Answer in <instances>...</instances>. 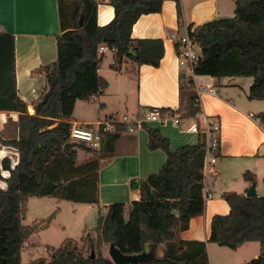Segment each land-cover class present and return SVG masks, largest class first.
<instances>
[{
  "label": "trees",
  "instance_id": "trees-1",
  "mask_svg": "<svg viewBox=\"0 0 264 264\" xmlns=\"http://www.w3.org/2000/svg\"><path fill=\"white\" fill-rule=\"evenodd\" d=\"M165 1L109 0L115 16L102 26L98 23L96 0H58L62 28L57 36L58 58L42 68L47 86L34 105V114L29 112L28 104L18 92L16 38L0 32V110L20 113L18 137L0 138L19 151L15 167L10 157L2 161L3 169L10 171L5 178L7 187H0L5 264H22L25 241L39 228L48 227L56 217L54 213L39 224L25 225L32 197L52 196L100 206L99 161H78V149H95L73 141L70 135L75 106L78 100L96 101L108 87V81L99 74L105 54L100 52L103 44L114 52L113 67L118 70L127 59L139 65H161L165 56L164 40L135 39L133 28L143 15L161 12ZM173 1L182 18L181 0ZM235 4L232 17L189 25V36L204 54L194 73L210 75L216 80L252 77L248 97L263 100L264 0H236ZM189 83L188 87L181 88L188 95L183 116L194 117L201 112V102L191 86L192 78ZM159 110L161 114L174 115L181 108ZM254 117L264 126V111ZM120 137L119 129L115 133H102L99 153L112 154ZM67 142L72 143L69 150L65 149ZM204 153L205 144L201 141L180 146L170 153L161 173L138 183L139 200L130 204L111 203L105 215L100 211L95 230H85L80 241L69 238L53 250L47 246L48 256L28 264H115L104 254V243L109 246L115 243L125 254L150 252L152 258L139 264H210L207 241L187 240L181 235L189 228L191 219L206 210L198 169ZM0 178H3L1 171ZM244 178L251 184L256 181L250 171L244 173ZM225 199L230 212L214 215L209 241L232 249L247 242H258L259 256L246 264H264V195L249 197L246 193H231ZM161 245L164 246L162 255L158 251Z\"/></svg>",
  "mask_w": 264,
  "mask_h": 264
},
{
  "label": "crops",
  "instance_id": "crops-1",
  "mask_svg": "<svg viewBox=\"0 0 264 264\" xmlns=\"http://www.w3.org/2000/svg\"><path fill=\"white\" fill-rule=\"evenodd\" d=\"M96 1L98 23L106 25L114 18L115 9L109 0ZM235 1L181 0L183 14L179 18L176 2L166 0L161 12L143 15L134 25L133 38H162L165 56L161 65H139L135 60L127 59L118 70L113 67L114 52L106 50L99 69V74L108 81L106 91L96 101L78 100L71 119L72 123L93 125L111 116L121 119L118 112L123 108L132 112V116L124 114L130 118L151 108H181L179 113L173 115L164 112L161 119L147 124L120 121L117 129L121 137L110 155L102 156L99 152L86 153L84 149H78V158L81 155L83 159L88 158L84 162L92 159L99 161L101 204L97 206L105 215L111 203L130 204L139 200L141 192L138 183L161 173L171 152L180 146L196 145L200 141L206 146L207 136L190 130L194 119L183 116L188 95L187 90L181 88L188 87L192 78L191 86L200 98L201 112L218 116L222 122V132L217 163L209 166L205 149L198 168L202 175L204 198L209 192L214 193V197L206 200L205 212L193 217L189 228L181 235L187 240L207 241L210 260L214 243L209 241L212 218L216 214L230 212L225 196L247 193L252 184L244 178L245 172L250 171L255 175L257 193L264 195V126L254 117L264 111V99H249L252 77L216 80L210 75L183 72L179 65L177 45L179 38L188 33L190 24L198 26L215 18L234 16ZM0 32L16 38L18 92L28 104L29 112L34 114V105L47 86L42 68L58 58L57 36L62 32L58 0H0ZM107 53L111 54L109 60ZM208 86L207 90H201ZM210 88L217 90V93H212ZM19 115L17 111L0 110V138L11 140L18 137ZM176 117L181 119L178 125L174 123ZM5 157H10L15 167L19 161V151L0 139L1 188L7 187L5 178L10 175V171L2 167ZM218 194L221 197H216ZM128 210L127 207L126 212ZM250 243L235 249L236 252L232 254L234 259L226 264H246L257 258L261 252L260 246L250 245L244 252H237ZM158 251L162 255L164 246L161 245Z\"/></svg>",
  "mask_w": 264,
  "mask_h": 264
},
{
  "label": "rangeland",
  "instance_id": "rangeland-1",
  "mask_svg": "<svg viewBox=\"0 0 264 264\" xmlns=\"http://www.w3.org/2000/svg\"><path fill=\"white\" fill-rule=\"evenodd\" d=\"M233 15H235V12ZM107 56L109 60L111 54L107 53ZM118 113L121 118L125 113L132 116V112L124 108ZM84 151L86 153L99 152V150ZM78 159L79 163H83L88 158L83 159L81 155ZM216 197L218 196L216 195ZM100 211V207L97 205H89L52 196L35 197L28 203L26 218L24 220L25 225L39 224L47 220L54 213H56V217L48 227L39 228L25 241L22 250V264H28L31 260L38 257L48 256L49 252L45 249L46 246L53 250L60 247L66 239L72 238L80 241L85 234V230L92 231L96 229ZM250 245L261 247L258 242H251L240 249L241 251L237 252H244ZM102 249L104 254L109 257V244L104 243ZM234 252H236L235 249L212 243V259L210 260V264L230 263L234 259L232 256Z\"/></svg>",
  "mask_w": 264,
  "mask_h": 264
},
{
  "label": "built area",
  "instance_id": "built-area-1",
  "mask_svg": "<svg viewBox=\"0 0 264 264\" xmlns=\"http://www.w3.org/2000/svg\"><path fill=\"white\" fill-rule=\"evenodd\" d=\"M178 60L181 70L183 72L194 73L195 68L198 66L201 59L204 57L202 49L194 41L193 38L186 35L179 38L178 42ZM109 47L105 44L100 46V52L105 53ZM208 87L201 88L207 90ZM212 93H217V90L210 88ZM194 123L190 126V130L195 133H203L207 136L208 141L206 143L205 149L208 155L209 166L214 165L218 161L217 152L220 149L221 144V132H222V122L221 119L216 115H209L203 112L198 113L196 116L192 117ZM161 119V113L158 108L144 112L135 118H130L128 115H123L121 119L119 118H108L96 122L93 125H85L79 123H73L71 127V138L77 142H83L95 150H100L102 144V133L111 132L115 133L117 131V123L120 121L131 122L138 125L147 124L151 121H157ZM181 119L174 118L175 124H180ZM210 170H213L212 168ZM214 197V193L209 192L205 195V200ZM221 197V194H218ZM47 249V247H45Z\"/></svg>",
  "mask_w": 264,
  "mask_h": 264
},
{
  "label": "water",
  "instance_id": "water-1",
  "mask_svg": "<svg viewBox=\"0 0 264 264\" xmlns=\"http://www.w3.org/2000/svg\"><path fill=\"white\" fill-rule=\"evenodd\" d=\"M84 23L83 17L80 20V25L82 26ZM136 55L135 52H133ZM72 143L67 142L65 144V149L69 150L71 148ZM249 197L258 196L257 193V185L256 182L252 183L251 187L247 190L246 193ZM2 227H0V264H5V258L3 256V252L6 248L3 235H2ZM95 254L93 253V256ZM109 256L115 264H139L143 262H147L152 258L150 252H143L140 254H125L121 251L119 247L115 245V243H111L109 246Z\"/></svg>",
  "mask_w": 264,
  "mask_h": 264
}]
</instances>
